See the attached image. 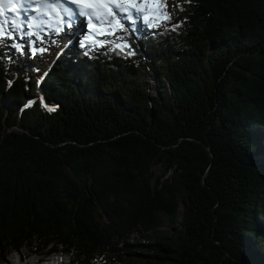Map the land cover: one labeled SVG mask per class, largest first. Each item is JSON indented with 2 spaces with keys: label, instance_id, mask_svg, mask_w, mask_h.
Instances as JSON below:
<instances>
[{
  "label": "trees",
  "instance_id": "1",
  "mask_svg": "<svg viewBox=\"0 0 264 264\" xmlns=\"http://www.w3.org/2000/svg\"><path fill=\"white\" fill-rule=\"evenodd\" d=\"M173 15L37 75L0 43V264H264V0Z\"/></svg>",
  "mask_w": 264,
  "mask_h": 264
},
{
  "label": "snow or ice",
  "instance_id": "2",
  "mask_svg": "<svg viewBox=\"0 0 264 264\" xmlns=\"http://www.w3.org/2000/svg\"><path fill=\"white\" fill-rule=\"evenodd\" d=\"M35 4L37 12H43V9H49L55 13L58 17L60 12H63L64 21L63 26L73 28L76 26V22L80 17H85L87 20L88 34L81 41L82 46H98L103 47L104 44L99 40L100 36H113L116 31H124V24L121 20L128 21L132 26V31H138L136 22L143 19V22L149 27H160L162 24H166L171 19L170 14L167 12L166 2L161 0H8L7 3L4 0H0V15L4 14V9L8 12H19L23 9L25 4ZM65 4H73L76 7H64ZM31 10V9H30ZM119 16V19L117 17ZM151 17V19H150ZM17 18H13L11 21L5 18L0 22V37L7 36L12 38L13 31L19 30L21 24L17 23ZM24 21H28V16H24ZM34 26L36 24L35 18L32 20ZM62 27H56L55 31L61 32ZM9 27L12 31L9 30ZM174 28L179 25H174ZM34 33L25 32L24 35L32 36ZM119 40H124V37H119ZM3 41L0 40V43ZM111 43V41H108ZM16 48L21 49V45H15ZM114 47L120 48L123 51L129 47L127 43H116ZM36 51H44L43 49H33V54ZM131 51L128 55H133ZM31 103V102H30ZM49 111H55L53 107L44 105Z\"/></svg>",
  "mask_w": 264,
  "mask_h": 264
},
{
  "label": "rangeland",
  "instance_id": "3",
  "mask_svg": "<svg viewBox=\"0 0 264 264\" xmlns=\"http://www.w3.org/2000/svg\"><path fill=\"white\" fill-rule=\"evenodd\" d=\"M178 1L182 0H165L167 4L166 10L172 17V20L174 17L173 9L176 2ZM24 16L25 15H22V17H20V15H17L10 17L8 20H12L13 18L18 17L17 23L21 24V28L19 30L13 31L11 39H9L5 35L3 37H0V40L3 41L4 47L8 49V55H10L11 53V51H9V48L12 44H19L23 46L24 50L21 47V49L18 50V53L14 60L17 63H21V66L24 68H26L27 66V63L24 62L25 60H29L28 62H32L34 65V73L36 75L37 73L48 67L50 65V62H52L55 57L60 55V48L65 47L67 51H71L75 48V44L77 42L81 43V41L84 40V37L88 34L87 21L83 20L81 17L80 23H78L80 21L79 20L77 22L78 24L76 23L75 27L68 28L66 26H63L64 20L59 19L58 16L52 15L50 18H43L37 17V15L32 13L28 16L27 22L24 21ZM33 18H35L36 24L39 25L38 27L32 24ZM117 19H119V16L117 17ZM121 22L124 23L126 22V20H121ZM62 26L63 30L57 33L55 31V28ZM9 30L12 31L10 27ZM25 32H30L34 34L32 36H26L24 35ZM69 40H71V43L74 41L75 44L70 43L71 45L69 46ZM99 40L108 43V41L112 40V36H100ZM29 44H36L38 49H43L44 51H36L39 53V55L37 53L36 57L32 59L30 54L26 51L27 45ZM26 70L24 71L25 73ZM149 80L150 79H147V81L151 83V81Z\"/></svg>",
  "mask_w": 264,
  "mask_h": 264
},
{
  "label": "bare ground",
  "instance_id": "4",
  "mask_svg": "<svg viewBox=\"0 0 264 264\" xmlns=\"http://www.w3.org/2000/svg\"><path fill=\"white\" fill-rule=\"evenodd\" d=\"M22 13H23V12H22ZM23 14H24V13H23ZM78 21H79V19L77 20V22H78ZM77 22H76V23H77Z\"/></svg>",
  "mask_w": 264,
  "mask_h": 264
}]
</instances>
